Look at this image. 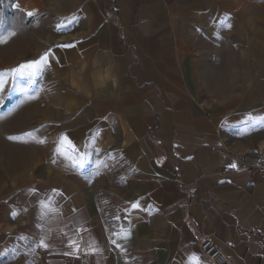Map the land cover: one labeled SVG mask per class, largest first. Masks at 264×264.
<instances>
[{"label":"crops","instance_id":"1","mask_svg":"<svg viewBox=\"0 0 264 264\" xmlns=\"http://www.w3.org/2000/svg\"><path fill=\"white\" fill-rule=\"evenodd\" d=\"M49 1L42 77H2L0 264H264V0Z\"/></svg>","mask_w":264,"mask_h":264},{"label":"rangeland","instance_id":"2","mask_svg":"<svg viewBox=\"0 0 264 264\" xmlns=\"http://www.w3.org/2000/svg\"><path fill=\"white\" fill-rule=\"evenodd\" d=\"M260 5L253 4L250 13L257 15L260 11L263 15L264 5L262 3ZM57 6L49 0H0V39L5 40L4 43H0V100L4 99V89L9 90L10 85H15L17 90V82L2 80L3 75L8 74L9 65L10 69H14L18 67L20 61H33L45 45L61 36L58 32L63 26L60 23L63 19H59L57 14L65 11V8L59 9ZM28 12L35 14L29 17ZM262 17H250V31H254L255 24L258 26V20L264 25ZM235 25L240 24L236 22ZM239 42L241 39L236 38L235 43ZM234 66L236 67H232L230 73L237 74L236 63ZM219 84L227 85V82L222 81ZM11 100L9 97L4 99L2 107L11 104Z\"/></svg>","mask_w":264,"mask_h":264},{"label":"snow or ice","instance_id":"3","mask_svg":"<svg viewBox=\"0 0 264 264\" xmlns=\"http://www.w3.org/2000/svg\"><path fill=\"white\" fill-rule=\"evenodd\" d=\"M34 12H28L27 15L29 17L33 16ZM230 26V25H229ZM4 39H0V43H4ZM50 51V50H49ZM48 56L49 53L46 52L43 55L39 57V59L28 61L25 63L20 64L18 67L11 69L10 71L14 74L15 78H18L20 80L25 81V83L21 86V91L27 92L29 88L37 82L38 78H41L43 75V72L45 71L46 67L48 66ZM248 122L252 126H256L264 122V117H248ZM26 136L32 137L35 139L34 132L25 133ZM10 139H15L14 137H10ZM65 138H61V141L58 143L57 152L59 153L61 150V145L63 144ZM37 143H44L45 141L42 139H39L36 141ZM76 163L79 164L80 167L84 166V161L81 159L79 161H76ZM230 167L235 168L236 165L233 163L230 165ZM137 205H133V207H136ZM13 217H15L16 213H12ZM43 244V242H42Z\"/></svg>","mask_w":264,"mask_h":264},{"label":"built area","instance_id":"4","mask_svg":"<svg viewBox=\"0 0 264 264\" xmlns=\"http://www.w3.org/2000/svg\"><path fill=\"white\" fill-rule=\"evenodd\" d=\"M245 166L264 175V148L258 149L255 155L246 161ZM198 247L207 264H233L222 248L209 237L202 238Z\"/></svg>","mask_w":264,"mask_h":264}]
</instances>
